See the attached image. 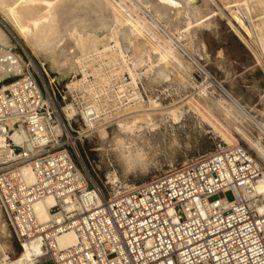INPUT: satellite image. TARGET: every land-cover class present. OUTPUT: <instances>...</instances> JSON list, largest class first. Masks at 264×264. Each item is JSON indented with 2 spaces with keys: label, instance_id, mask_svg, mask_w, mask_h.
Wrapping results in <instances>:
<instances>
[{
  "label": "built area",
  "instance_id": "2783aa9c",
  "mask_svg": "<svg viewBox=\"0 0 264 264\" xmlns=\"http://www.w3.org/2000/svg\"><path fill=\"white\" fill-rule=\"evenodd\" d=\"M55 98L30 72L0 87V209L20 246L40 241L36 264H264L262 168L248 150L219 145L145 183L101 187L76 152L87 136ZM46 199L41 223L33 206ZM68 231L74 244L55 249Z\"/></svg>",
  "mask_w": 264,
  "mask_h": 264
},
{
  "label": "bare ground",
  "instance_id": "6f19581e",
  "mask_svg": "<svg viewBox=\"0 0 264 264\" xmlns=\"http://www.w3.org/2000/svg\"><path fill=\"white\" fill-rule=\"evenodd\" d=\"M126 1L0 0V12L12 22L34 54L47 62L59 77H68L64 88L74 100L64 103L61 108L64 116L75 120L80 118V135L92 136L99 131L101 148L97 150L102 151L103 159L113 152L125 174L134 171L126 162L136 160L141 154H145L150 161L163 143L176 148L177 129L186 121L187 110L184 108L164 106L154 96H148L149 100L145 102L136 92L132 95L126 93V86L135 89L137 81L143 76L153 87L168 79L170 81L171 74L176 79H171L173 83L190 86L191 63L182 57L174 40L163 36L157 28L160 23L170 27L175 30L176 39L182 41L192 39L197 29L207 23L202 21L204 17L200 16V10L193 6L192 0H175V3H168L167 0H128L129 5ZM142 5L156 19L148 20L140 16L138 10L143 8ZM223 6L229 11L230 26L244 42L254 44L257 62L264 61V0H231ZM219 12L223 13L221 9ZM256 12L258 14H254ZM14 50L12 41L0 27V83L9 76H26V64L13 53ZM111 67L114 69L108 70ZM124 72L128 73L131 82L118 86L112 94V79ZM204 79L198 91L191 93L195 96L191 98L205 114L220 119L235 131L264 161V123L258 122L209 73H204ZM210 86L217 87L227 99L223 94L209 95ZM109 109H113V113L108 112ZM112 116L117 118L110 136L106 121ZM253 124L258 129L257 136L253 135ZM19 135L16 131L14 138ZM74 139L70 137L71 143ZM106 140L110 149L105 148ZM4 141V135L0 134V145ZM231 145L238 144H228ZM76 150L81 156L77 147ZM254 161L262 168L256 191L264 194V164L256 158ZM106 167L110 166L106 164ZM24 174L28 182L33 181L27 170ZM107 178L112 186H118L115 185L119 181L115 170H109ZM51 205V199L34 204L33 212L39 222L48 219ZM7 228L0 209V264H36L37 258L44 255L40 241L23 243L20 253L11 258L7 252ZM74 242L75 235L68 231L56 238L54 247L63 249Z\"/></svg>",
  "mask_w": 264,
  "mask_h": 264
},
{
  "label": "rangeland",
  "instance_id": "374dc122",
  "mask_svg": "<svg viewBox=\"0 0 264 264\" xmlns=\"http://www.w3.org/2000/svg\"><path fill=\"white\" fill-rule=\"evenodd\" d=\"M228 1L231 2V0H192L193 6L199 8L200 16L204 17L202 21L207 23L203 22L204 25H201L197 29L190 40H177L173 34L176 33L175 30L169 29L170 27L168 28L164 24L160 23V26L157 28L163 36L171 37L174 40L182 57L189 64L191 63L192 68L191 70L189 69L190 75L188 78L190 86L187 84L188 88L177 82H175L176 84L173 83L171 79H174V76L172 74L170 81L168 79L157 85L158 87L150 86L144 76L137 81L138 84L135 89L126 86V93L128 95L136 92L143 97L145 102H148V96H154L153 98L162 102L164 106L174 105L177 109L184 108L187 110L186 118L184 119L186 121H183V126H179L177 129L178 144H176V148H171L168 143H163L162 147L158 149L157 154L152 156L153 159L151 157L150 163L145 170L137 169L125 174L126 172L124 173L122 165L118 162L113 152H109V157H104L103 159L102 151L97 150L101 148L98 136L99 131L96 132L97 134L94 133L92 136L86 135L87 138L77 141L82 160L90 169L94 180L101 187H108L111 184L107 178L109 170H115L118 174L119 183L117 182L115 185L142 184L155 176L167 173L187 161L197 159L212 152L219 145L231 143L241 145L254 158L264 164V161L248 147L235 131L225 125L220 119L212 118L207 113L205 114V111L203 112L196 104V101L192 99L195 96L191 93L198 91V87L205 82L204 73L207 72L221 84L225 91L231 94L235 101L245 107L258 122L264 123V61H261V63L257 62L253 52L254 44L252 42H244L230 26L229 11L223 6ZM126 2L129 5V1L127 0ZM142 6L143 8L138 10L140 16L142 15L148 20L156 19L149 9H146L144 5ZM220 9L223 13L219 12ZM254 14H258V12ZM0 27L12 41L15 49L13 53L19 57L21 62L26 64L25 74L27 75L28 72L34 74L40 84L41 82H45L53 90L58 108L62 116H64L61 108L66 103L74 100L71 94H66L67 89L64 88L68 77H59L55 71L49 68L47 62L36 56L18 34L12 22L1 12ZM201 45L203 48H201ZM110 69H114V67L108 68V70ZM20 78L18 76H9L0 83V87ZM114 78L110 86L112 94H115L118 86L127 85L131 82L127 72L122 73L117 77L118 79ZM208 91L209 95L212 96H217V94L224 95L217 87L210 86ZM225 99H227L226 96ZM108 112L113 113V109H109ZM116 118V116H112L106 121L107 123L105 122L110 136L113 133L112 129L115 128ZM76 120L74 119L73 121V128L78 130L81 121L80 118ZM251 126L253 135L257 136L258 129L254 124ZM105 142V148L110 149L109 141L106 140ZM106 164L110 167L107 168ZM225 196L229 201L233 199L231 193H227ZM214 199L216 197L212 200ZM21 250V246L14 238L10 229H8L7 252L9 256L15 258ZM43 264L53 263L47 262Z\"/></svg>",
  "mask_w": 264,
  "mask_h": 264
},
{
  "label": "clouds",
  "instance_id": "9594fccd",
  "mask_svg": "<svg viewBox=\"0 0 264 264\" xmlns=\"http://www.w3.org/2000/svg\"><path fill=\"white\" fill-rule=\"evenodd\" d=\"M150 161L145 154H141L136 160L132 162H126V165L130 167V170L146 169Z\"/></svg>",
  "mask_w": 264,
  "mask_h": 264
},
{
  "label": "snow or ice",
  "instance_id": "6c2138e0",
  "mask_svg": "<svg viewBox=\"0 0 264 264\" xmlns=\"http://www.w3.org/2000/svg\"><path fill=\"white\" fill-rule=\"evenodd\" d=\"M168 3H175V0H167Z\"/></svg>",
  "mask_w": 264,
  "mask_h": 264
}]
</instances>
